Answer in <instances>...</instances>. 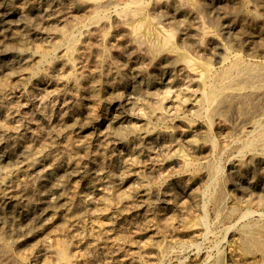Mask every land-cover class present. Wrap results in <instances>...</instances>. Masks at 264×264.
<instances>
[{
    "label": "rangeland",
    "instance_id": "374dc122",
    "mask_svg": "<svg viewBox=\"0 0 264 264\" xmlns=\"http://www.w3.org/2000/svg\"><path fill=\"white\" fill-rule=\"evenodd\" d=\"M24 6L31 9L34 29L29 47L33 51L38 48L39 53H33L34 56L29 58L27 71L0 80V88H6H3V94L0 92V117L8 118L11 127H21L27 140L17 142L15 149L0 147V161L9 163L8 159L19 157L24 165L28 164L34 156L18 155V152L33 145L34 140L38 143L42 140L38 147L46 153L37 155H43L45 162L35 169L36 175L15 178L10 185L0 189V203L6 206L0 211V239L10 246L15 258L25 264H62L65 261L61 252L65 248L68 261L73 259L72 264H203L201 261L207 254L216 255L213 259L222 256L225 264H264L261 252L253 254L247 250L238 233L240 223L237 224L240 214L246 210L254 212L256 221H261L259 215L264 214V156H250L240 163H235L233 154L223 157V182L219 188L223 195L225 193L226 200L218 204L211 199L212 194L207 193L208 173L204 169L207 157H210V140L216 138L217 146L225 147L236 124H244L247 117L256 118L264 111V103L258 101L247 106L244 117L229 113L222 124L212 125L198 118L196 108L190 105L192 95L201 88L198 72L207 66L221 67L217 44L226 46L228 57L236 54L246 62L264 65V0H202L195 3L191 0H14L11 3L0 0V11L13 7L19 10ZM127 9L136 13L130 14ZM12 23L19 25L22 22L14 18ZM150 27L173 31L176 36L169 46L157 48L154 40L150 41L147 36ZM182 27L189 29L197 43L181 34ZM41 32L47 35H40ZM241 36L250 39L251 43L240 40ZM69 49H74V54ZM7 58L9 56L0 57V60ZM189 59L198 71L191 68ZM88 86L90 90L84 94ZM119 87L124 89L118 91ZM120 94L134 97L136 103L118 109L112 99ZM77 103L82 105L81 109L72 110ZM7 104L13 106L6 108ZM255 105H259L258 108ZM87 115L100 122L108 116H120L121 137L103 142L95 128H85ZM188 126L192 131L200 127L203 132L196 135L198 138L191 137ZM149 132L154 136L161 135V140L151 145L142 144L141 139ZM163 133L172 136L173 148H169ZM196 138L198 146L192 148L196 144L191 140ZM69 145L75 150L68 160L62 151ZM185 159L192 162L186 164ZM52 161L62 165L53 167ZM104 162L110 167L100 168ZM5 167L0 169V184L19 171L14 165ZM71 168L78 170L81 177L61 185L60 191H54L53 180ZM35 176L43 177V194L47 200L55 202L64 196L69 202L61 211H53L42 218L41 224L33 226L30 235L20 225L18 229L24 233L19 238L9 231L14 225L9 206L5 204L19 187L38 185ZM4 188L8 190L5 192ZM90 199L96 205L93 211L70 221L69 213L79 206L86 207ZM203 216L214 230L207 240H202L200 233ZM53 222L55 229L48 230V225ZM214 239L220 241L217 250L212 247Z\"/></svg>",
    "mask_w": 264,
    "mask_h": 264
},
{
    "label": "bare ground",
    "instance_id": "6f19581e",
    "mask_svg": "<svg viewBox=\"0 0 264 264\" xmlns=\"http://www.w3.org/2000/svg\"><path fill=\"white\" fill-rule=\"evenodd\" d=\"M7 2H13L14 0H4ZM137 1V0H136ZM189 1V0H188ZM202 0H191V2H201ZM135 2V1H134ZM153 2V1H152ZM187 2V1H186ZM116 3V2H115ZM141 3V2H140ZM248 3V2H247ZM113 4V3H112ZM139 4V3H138ZM143 4V2H142ZM198 4V3H197ZM3 5V4H2ZM107 5V3H106ZM193 5V4H191ZM110 6V5H109ZM112 6V5H111ZM110 6V7H111ZM145 6V5H144ZM254 6V5H253ZM7 7V6H6ZM10 7V6H9ZM194 7V6H193ZM247 7V6H246ZM259 7V6H258ZM12 8V7H11ZM99 8V7H98ZM143 8V7H142ZM147 8V7H146ZM106 9V8H105ZM129 9V8H128ZM127 9V11H128ZM2 10V9H1ZM31 9L28 6L22 7V9L16 10L14 9H5L4 11H0V29H2L0 33V57L5 58L9 56L7 59H1L0 60V80L5 79V78H11L15 77V75H18L24 71H27L30 67L29 64V58L33 57V53H39V49L36 48L33 51L32 47H29V38L33 35L32 32L34 29H32V24H31ZM126 10V9H125ZM130 14H132L134 11H128ZM127 12V13H128ZM203 12V11H202ZM244 12V11H243ZM136 13V12H134ZM250 13V12H249ZM256 15L258 16L257 12H255ZM122 15V13H120ZM124 14V13H123ZM261 14V13H260ZM84 15V14H83ZM118 17H122V16ZM127 15V14H126ZM137 15V14H136ZM246 15V14H245ZM245 15L243 17H245ZM252 15V14H251ZM42 16V15H40ZM253 16V15H252ZM37 17V16H36ZM175 17V16H174ZM188 17V16H187ZM251 17V16H250ZM255 17V16H254ZM14 18H18L19 21L22 23L19 25H13L12 20ZM86 18V17H85ZM126 18V16H125ZM124 18V20H125ZM189 18V17H188ZM252 18V17H251ZM134 19V18H133ZM132 19V20H133ZM207 19V18H206ZM260 19V18H259ZM258 19V20H259ZM255 20V18H254ZM209 21V20H208ZM234 22V21H233ZM244 22V21H242ZM242 22L240 23L241 25ZM246 22V21H245ZM256 22V20H255ZM254 22V23H255ZM172 23V22H171ZM142 24V23H141ZM214 24V23H213ZM251 25V24H250ZM262 25V24H260ZM136 26V24H135ZM217 26V25H216ZM240 26V25H239ZM139 27V26H138ZM215 27V26H214ZM244 27V25H243ZM252 27V26H251ZM151 28V27H150ZM241 29H243L240 26ZM245 28V27H244ZM126 29V28H125ZM166 29V28H165ZM164 29V30H165ZM239 29V28H238ZM240 29V30H241ZM246 29V28H245ZM248 29V28H247ZM136 30V28H135ZM134 30V32H135ZM162 30V29H161ZM173 30V29H172ZM263 30V29H261ZM138 31V29H137ZM210 31V30H209ZM247 31V30H246ZM39 33V30H37ZM237 32V31H236ZM35 33V32H34ZM33 33V34H34ZM180 33V32H179ZM243 33V32H242ZM135 34V33H134ZM181 34L187 39H191L192 42L197 43L196 38H194L193 34L186 28L184 29L182 27ZM234 34V33H233ZM251 34V33H250ZM37 36L39 34L36 33ZM40 35H47L45 33H40ZM205 35V34H204ZM237 37L239 34H236ZM147 36L150 38V41L154 40V45L157 48H165L166 46H169L174 38V32L169 31V32H164L163 30L160 31L159 29L153 27L148 30ZM252 36V35H251ZM254 37V36H253ZM184 38V39H185ZM239 38V37H238ZM238 38L235 39L237 40ZM245 38V39H244ZM125 40V38H122ZM239 40V39H238ZM237 40V41H238ZM240 40L246 41V43L250 40L246 38L245 36H241ZM93 41V40H92ZM121 41V40H118ZM145 41V40H144ZM236 41V42H237ZM117 42V41H116ZM136 42V41H135ZM190 42V41H188ZM204 43V42H203ZM245 43V44H246ZM249 43H251L249 41ZM138 44V43H137ZM177 44V43H176ZM205 44V43H204ZM203 44V45H204ZM91 45V44H89ZM88 45V49L89 46ZM119 45V44H118ZM142 45V44H141ZM107 46V45H106ZM152 46V45H151ZM140 47V46H138ZM226 47V46H225ZM224 45L217 44L216 49L218 50V53L220 54L219 58L222 60L221 67L218 69H213L210 67H206L205 69H200L202 71L198 72L199 73V79L201 81V88L200 91L198 90L197 92H194V95H192V99H190L191 103L190 105L196 108L197 110V117L202 118L205 123H208V125H212L215 123L222 124L223 120L229 113H235L238 114L237 116H245L246 113L244 112V109L249 106L250 104H253L254 102H261L264 103V65H258L250 62H246L243 59L239 57V55H234L232 57L227 56V51ZM56 48V47H55ZM86 48V49H87ZM109 48V47H108ZM31 49V52H30ZM154 49V48H153ZM147 50V49H146ZM230 50V49H228ZM234 50V49H233ZM69 51L73 53L74 49H69ZM109 51V50H108ZM106 52V51H105ZM111 52V50H110ZM140 52V51H139ZM156 53V52H155ZM15 55V56H10V55ZM200 54V53H199ZM234 54V53H233ZM71 55V54H70ZM107 55V54H106ZM104 55V57L106 56ZM222 55V56H221ZM230 55V54H229ZM72 56V55H71ZM191 56V55H190ZM72 60L74 57H70ZM111 58V57H110ZM107 59V56H106ZM187 59V58H186ZM188 60V59H187ZM109 61V60H108ZM150 61V60H149ZM184 61V60H183ZM186 61V60H185ZM189 64H191V68L194 71L197 70V66L195 67L193 65V60L189 59ZM150 63V62H149ZM203 63V62H202ZM217 63V62H216ZM104 64V63H103ZM195 64V63H194ZM264 64V63H263ZM145 65V64H144ZM197 65V64H196ZM201 65V64H200ZM148 66V65H147ZM206 66V65H205ZM105 67V66H104ZM117 68V67H116ZM139 68V67H138ZM176 68V67H175ZM119 69V68H118ZM108 70V69H107ZM117 74L119 73V70L115 71ZM110 74H107L109 76ZM130 75V74H129ZM145 75V74H144ZM163 75V74H162ZM146 78V77H145ZM131 79V78H130ZM10 80V79H9ZM106 80V79H105ZM171 81V80H170ZM93 82V81H92ZM107 82V81H106ZM133 83V82H132ZM146 83V82H145ZM180 83V82H179ZM59 84V83H58ZM155 84V83H154ZM165 84L172 85L170 82H166ZM188 84V83H187ZM22 85V84H21ZM111 85V84H110ZM167 85V86H168ZM131 86V85H130ZM129 86V87H130ZM91 87V86H90ZM93 87V86H92ZM5 88V87H3ZM3 88H0V92L3 94ZM171 88V87H170ZM6 89V88H5ZM123 90L124 87H119V90ZM90 88L89 86L85 88L84 94L89 91ZM169 91V90H168ZM128 92V91H127ZM133 94V91H131ZM109 93V92H108ZM171 93V92H170ZM192 93V92H191ZM11 95V94H10ZM110 96L112 93L109 94ZM171 95V94H170ZM2 96V95H1ZM0 96V97H1ZM55 96V95H54ZM39 97V96H38ZM187 97V96H186ZM2 98V97H1ZM7 98V97H6ZM10 98V97H9ZM183 99V98H182ZM189 99V98H188ZM113 103L118 106L120 110L127 108L130 106L132 103L135 102L134 97H129V96H122L116 95L113 97ZM148 100V99H147ZM10 101V100H9ZM17 101V100H16ZM72 102V101H71ZM155 102V101H154ZM109 103V102H108ZM12 104V103H11ZM11 104L5 105L6 108H11ZM113 104V105H114ZM139 104V103H138ZM255 104V103H254ZM257 104V103H256ZM57 105V104H56ZM55 105V106H56ZM263 105V104H262ZM43 106V105H42ZM253 106V105H252ZM259 106V105H257ZM255 105V107H257ZM17 107V106H16ZM82 105L80 103L75 104L72 108V110H80ZM250 107V106H249ZM63 108V107H62ZM258 108V107H257ZM260 108V107H259ZM66 109V108H65ZM117 109V111H118ZM183 109V108H182ZM249 109V108H248ZM253 109V108H252ZM250 108V110H252ZM21 110V109H20ZM260 110V109H259ZM255 111V110H254ZM253 111V112H254ZM262 112V111H261ZM2 113V112H1ZM68 113V111H67ZM249 113V112H248ZM247 113V114H248ZM257 113V112H256ZM251 114V113H250ZM259 114V113H257ZM80 115V114H79ZM253 115V114H252ZM256 115V114H255ZM112 116V115H111ZM236 116V115H235ZM249 116V115H248ZM251 116V115H250ZM120 116L117 117H109L103 120V122H100L99 120H96L95 118H90L88 115L84 118L85 119V128H95L99 134V137H101V140L103 142L109 143L112 139H119L122 135V128H121V123L119 119ZM172 117V116H171ZM236 118V117H235ZM4 115L0 117V123H5V124H0V147H6V148H14L16 147V143L20 142L23 143L27 140V135L22 133L21 127H11L8 120ZM48 119V118H47ZM240 119V118H238ZM245 120V118H244ZM247 121V122H245ZM242 125H237L236 127L233 128V131L230 132V141L225 147H219L217 146L216 143V138L215 140L212 139L210 140L209 143V155L207 157V160L204 165V169L208 173V181L207 183V193L212 194L210 197L213 201H215V204L220 203L221 201L223 202L224 195L221 187V181L223 182V167H222V159L225 155H232L235 157V163L242 162V160L246 159L247 157L252 156V158L257 157H263L264 156V111L259 114L256 118H251L247 117ZM238 122V121H237ZM230 124V123H228ZM81 127V126H80ZM216 127V126H215ZM114 128V131L111 132V130ZM190 128L191 137H197L196 135L201 134L203 132V129L198 127L196 130L192 131V127ZM226 128V127H225ZM153 130V129H152ZM220 130V129H219ZM25 131V130H24ZM184 131V130H183ZM221 131V130H220ZM72 134V133H71ZM164 134V133H163ZM29 136V135H28ZM161 135H153L151 132H149L146 136V138H142L141 142L142 144H152L155 143V141L159 142ZM168 141L166 142L167 145L169 144V148L173 146V139H171L172 136L170 134L166 133L163 136V139ZM169 137V139H167ZM190 137V138H191ZM214 137V136H213ZM32 138V137H31ZM198 138V137H197ZM191 140L193 144L192 148H196L198 145V140ZM162 139V140H163ZM192 139V138H191ZM207 139V138H206ZM73 140V139H72ZM70 140L69 142L72 143ZM161 140V139H160ZM179 140V139H178ZM229 140V139H228ZM189 141V140H188ZM42 143V140L39 141ZM197 142V143H195ZM208 142V141H207ZM36 143V144H35ZM40 143L38 141L34 140L33 145H30L29 147H26L25 149H22V152L19 151L18 155L21 154H26L29 156H34L28 164L24 165V161L19 160L18 158L16 160L14 159H8L7 162L5 161H0V169L1 168H6L5 165L10 166L14 165L17 166L18 170L14 177H8L6 178L7 181L5 180V183L0 184V189L2 187L7 186V184L11 183L12 181L15 180V178L23 177V176H28L30 174H35V169L38 167H41L44 165V156H38L39 154H44L46 153L45 151H41ZM44 143V142H43ZM157 143V142H156ZM189 143V142H188ZM165 144V143H164ZM226 144V143H225ZM166 145V146H167ZM206 145V144H205ZM223 145V144H222ZM37 146V147H36ZM99 146V145H98ZM117 146V145H116ZM122 146V145H121ZM126 146V145H125ZM138 146V144H137ZM196 146V147H195ZM24 147V146H23ZM109 147V146H108ZM146 147V146H145ZM124 148V147H123ZM148 148V147H147ZM173 148V147H172ZM1 149V148H0ZM15 149V148H14ZM11 149V150H14ZM103 149V148H102ZM146 149V148H145ZM44 150V149H43ZM49 149H47L48 151ZM75 149L73 147H66L63 149L62 153L64 154L65 158L72 156V151ZM141 150V149H140ZM149 150V149H148ZM176 150V149H175ZM189 150V149H188ZM192 150V149H191ZM6 151V150H5ZM124 151V149H123ZM153 151V149H152ZM184 151V150H183ZM121 152V151H120ZM129 152V151H128ZM147 152V151H146ZM162 152V151H161ZM169 152V151H168ZM191 152V151H190ZM21 153V154H19ZM61 153V154H62ZM106 153V152H105ZM170 153V152H169ZM5 154V153H4ZM84 154V153H83ZM113 154V153H112ZM206 154V153H205ZM109 155V153H108ZM123 155V154H122ZM127 155V154H126ZM131 155V153H130ZM36 156V157H35ZM135 159V154L133 155ZM151 156V155H150ZM190 156V155H189ZM13 157V156H12ZM118 157V156H117ZM122 157V156H121ZM120 157V158H121ZM124 157V156H123ZM132 157V155H131ZM160 157V156H159ZM162 157V156H161ZM4 158V157H3ZM21 158V157H20ZM132 158V160H133ZM184 158V157H183ZM5 159V158H4ZM131 159V158H130ZM233 159V158H232ZM230 159V160H232ZM248 159V158H247ZM87 160V159H86ZM124 160V159H123ZM175 160V159H174ZM186 164H189V162L192 161H187ZM122 161V160H121ZM158 161V160H157ZM115 162V161H114ZM163 162V161H162ZM53 167H60L62 164L60 162H51ZM68 163V162H67ZM102 163V162H101ZM110 163V162H109ZM118 163V161H117ZM123 163V162H122ZM128 163V162H127ZM158 163V162H157ZM176 163V162H175ZM64 164V163H63ZM121 164V163H120ZM124 164V163H123ZM122 164V166H123ZM56 165V166H55ZM65 165V164H64ZM49 166V165H47ZM74 166V165H73ZM191 166V165H190ZM187 165V167H190ZM100 168H108L110 165L107 162H104L99 166ZM119 167V165H118ZM196 167V166H195ZM244 167V166H243ZM28 168V170H27ZM52 168V167H51ZM63 168V167H62ZM70 168V167H69ZM94 168V167H93ZM122 168V167H121ZM124 168V167H123ZM132 168V167H131ZM245 168V167H244ZM44 169V168H42ZM128 169V168H127ZM135 169V168H134ZM133 169V170H134ZM251 169V168H250ZM22 170V171H20ZM49 170V169H48ZM93 170V169H91ZM119 170V169H118ZM123 170V169H122ZM125 170V169H124ZM188 170V169H187ZM6 171V170H5ZM37 171V170H36ZM51 171V170H50ZM102 171V169H101ZM106 171V170H105ZM241 171V170H239ZM12 172V171H11ZM159 172V171H158ZM177 172V171H176ZM81 173V172H80ZM182 173V172H181ZM189 173V172H188ZM130 174V173H129ZM135 174V173H134ZM162 174V173H161ZM240 174V173H239ZM246 174V173H243ZM36 175V174H35ZM110 175V174H109ZM9 176V175H8ZM52 176V174H51ZM100 176V175H99ZM129 176V175H128ZM243 176V175H242ZM247 176V175H246ZM1 177V176H0ZM34 177V176H33ZM36 177V176H35ZM54 177V176H53ZM77 177H81V175L78 173V170L76 169H68L64 173L58 174L56 179L53 180L52 183V189L56 192L60 191L61 185L65 184L66 182H69ZM91 177V176H90ZM159 177V176H158ZM174 177V176H173ZM239 177V176H238ZM82 178H84L82 176ZM88 178V177H86ZM103 178V177H102ZM111 178V177H110ZM113 178V176H112ZM111 178V179H112ZM139 178V177H138ZM207 178V177H206ZM254 178V177H253ZM35 179V178H34ZM35 183L38 185H33V186H28V187H19V190L16 193H13L10 195L7 199V203L5 205L9 206L8 209L10 211V215L12 216V222H13V227L9 229V231L12 234H15L20 238V236L25 232L30 235L32 232L33 226L35 224H39L41 222V219L44 218L46 215L53 211H58L63 208V206L68 203V199L65 198L64 196H60L58 201H50L45 198L44 193V182H43V177H36ZM158 179V178H156ZM77 180V179H76ZM96 180V179H95ZM99 180V179H97ZM45 181V180H44ZM94 181V180H93ZM46 182V181H45ZM96 182V181H95ZM105 182V181H104ZM115 182V181H114ZM120 182V181H119ZM183 182V181H182ZM34 183V184H35ZM111 183V182H110ZM186 183V182H185ZM189 183V182H188ZM69 184V183H67ZM73 184V183H72ZM85 184V183H84ZM142 184V183H141ZM241 184V183H240ZM10 185V184H9ZM17 185V184H16ZM77 185V182H76ZM79 185V184H78ZM94 185V184H93ZM99 185V184H98ZM138 185V184H137ZM73 186V185H72ZM97 186V185H96ZM129 186V185H128ZM246 186V185H245ZM11 187V186H10ZM77 187V186H76ZM99 187V186H97ZM113 187V186H112ZM106 188V187H105ZM116 188V186H115ZM118 188V187H117ZM172 188V187H171ZM50 189V188H49ZM51 189V190H52ZM74 189V188H73ZM112 188L109 189V192H111ZM119 189V188H118ZM5 190V188H4ZM8 190V189H7ZM5 190V192L7 191ZM11 190V189H10ZM9 190V191H10ZM76 190V189H75ZM91 190V189H90ZM105 190V189H104ZM115 190V189H114ZM134 190V189H133ZM192 190V189H191ZM196 190V189H195ZM203 190V189H202ZM53 191V193H54ZM79 191V190H78ZM88 191V190H86ZM95 191V190H94ZM99 191V190H98ZM201 191V190H200ZM47 192V191H46ZM45 192V193H46ZM108 192V191H107ZM106 192V193H107ZM114 192V191H113ZM172 192V191H171ZM181 192V191H180ZM214 192V194H213ZM88 193V192H87ZM112 193V192H111ZM156 193V192H155ZM195 193V192H194ZM205 194V196L207 195ZM227 193V192H226ZM234 193V192H232ZM57 194V193H56ZM93 194V192H92ZM95 194V193H94ZM101 194V193H100ZM103 194V193H102ZM108 194V193H107ZM106 194V195H107ZM119 194V193H118ZM133 194V193H132ZM139 194V192H138ZM166 194V193H165ZM62 195V193H61ZM7 196V195H6ZM69 196V195H67ZM74 195H72L73 198ZM105 196V193L104 195ZM120 196V195H119ZM129 196V195H128ZM138 196V195H137ZM142 196V195H141ZM234 196V194H233ZM238 196V195H237ZM75 197V196H74ZM83 197V196H82ZM92 197V196H91ZM100 197V195H99ZM106 197V196H105ZM236 197V196H235ZM2 198V197H1ZM6 198V197H5ZM101 198V197H100ZM103 198V197H102ZM237 198V197H236ZM249 198V196H248ZM258 198V197H257ZM50 199V198H48ZM92 199V198H91ZM91 199L89 200V204L84 207V206H79L77 208H74L69 215L67 216L70 218V221H75L78 219V216H82L83 218L84 214L87 213L89 210L92 209L93 207L96 206L95 204L91 203ZM97 199V198H94ZM108 199V198H107ZM113 199V198H112ZM124 199V198H123ZM182 199V198H181ZM205 199V198H204ZM240 199V198H239ZM256 199V198H255ZM52 200V199H51ZM81 200V199H80ZM85 200V199H84ZM88 200V199H87ZM101 201L100 199H98ZM226 200V199H225ZM68 201V202H67ZM83 201V200H82ZM95 201V200H94ZM107 201V200H105ZM113 201V200H112ZM151 201V200H150ZM188 201V200H187ZM240 201V200H239ZM256 201V200H255ZM1 202V201H0ZM103 202V201H101ZM167 202V201H166ZM194 202V201H193ZM82 203V202H81ZM96 203V202H95ZM99 203V202H98ZM137 203V202H136ZM213 203V202H212ZM243 203V202H242ZM87 204V202H86ZM97 204V203H96ZM181 204V203H180ZM70 205V204H69ZM81 205V204H80ZM174 205V204H173ZM245 205V204H244ZM109 206V205H108ZM206 206V205H205ZM214 206V205H213ZM222 206V205H221ZM3 203H0V211L4 210ZM143 207V206H142ZM215 207V206H214ZM67 208V207H66ZM101 208V207H100ZM106 208V207H105ZM154 208V207H153ZM205 208V207H204ZM7 209V208H6ZM7 209V210H8ZM190 209V208H189ZM233 209V208H232ZM70 210V209H69ZM95 210V209H94ZM221 210V209H220ZM235 210V209H234ZM61 211V210H60ZM67 211V210H66ZM217 211V210H216ZM232 211V210H231ZM238 211V210H237ZM4 212V211H3ZM65 212V211H64ZM95 212V211H94ZM100 212V211H99ZM113 212V211H112ZM6 213V211H5ZM60 213V212H59ZM89 213V212H88ZM98 213V212H97ZM186 213V211H185ZM231 213V212H230ZM233 213V212H232ZM20 214L19 216H17ZM181 214V213H180ZM228 214V213H227ZM260 214V213H259ZM57 215V214H56ZM64 215V214H62ZM66 215V214H65ZM91 215V214H90ZM256 215V214H255ZM2 216V215H1ZM88 216V215H87ZM170 216V215H169ZM186 216V214H185ZM190 216V215H189ZM206 216V215H204ZM203 216V217H204ZM229 216V215H228ZM20 217V218H19ZM95 217V216H94ZM173 217V216H172ZM227 217V216H226ZM55 218V215H54ZM63 217L61 216V219ZM66 218V217H65ZM64 218V219H65ZM67 218V219H68ZM153 218V217H152ZM167 218V217H166ZM180 218V217H179ZM187 218V217H186ZM223 219V216L219 217ZM254 218V212L251 210H246V212L240 214L239 216V221L237 224L240 223L239 225V235L241 236V240L243 241L244 245L246 246L247 250L250 252H261L264 255V214L259 215V219L261 221H256ZM50 219V218H49ZM80 219V218H79ZM169 219V218H168ZM202 219V220H201ZM200 220L202 221L201 225L203 226L201 233L202 240H207L209 237L213 236L214 230L211 229V225L204 217L201 218ZM225 219V217H224ZM63 220V219H62ZM82 220V219H81ZM88 220V219H87ZM92 220V219H91ZM164 220V219H163ZM162 220V222H163ZM183 220V218H182ZM47 221V220H46ZM68 221V220H67ZM79 221V220H78ZM86 221V220H85ZM96 221V220H95ZM94 221V222H95ZM122 221V220H121ZM139 221V220H138ZM141 221V220H140ZM153 221V220H152ZM156 221V220H155ZM169 221V220H168ZM171 221V220H170ZM189 221V220H188ZM199 221V222H201ZM220 221V220H219ZM50 222H52L50 220ZM89 222V221H88ZM223 222V221H222ZM236 222V221H235ZM3 223V222H2ZM47 223V222H45ZM43 223V225L45 224ZM74 223V222H73ZM91 223V222H90ZM143 223V222H142ZM216 223V222H215ZM221 223V222H220ZM242 223V224H241ZM4 224V223H3ZM41 224V223H40ZM57 224V223H56ZM100 224V222H99ZM236 224V225H237ZM5 225V224H4ZM20 225L24 226L25 231L21 232L18 227H21ZM50 225V226H49ZM48 225V230L55 229V223L53 222L52 224ZM87 225V224H86ZM131 225V224H130ZM191 225V224H190ZM222 225V224H221ZM235 225V226H236ZM1 226V225H0ZM46 226V225H45ZM44 226V227H45ZM84 226V225H83ZM142 226V225H141ZM156 226V225H155ZM166 226V225H164ZM200 226V227H202ZM219 226V225H218ZM229 226V225H228ZM231 226V224H230ZM233 226V225H232ZM216 227V226H215ZM215 227H212L215 229ZM226 227V226H225ZM224 227V228H225ZM234 227V226H233ZM97 229V228H96ZM155 229V228H154ZM160 229V228H159ZM164 229V228H163ZM234 229V228H233ZM238 229V228H237ZM2 230V229H0ZM95 230V229H94ZM8 231V232H9ZM35 231V230H34ZM46 231V229H45ZM164 231V230H163ZM42 232V231H41ZM69 232V231H68ZM77 232V231H76ZM216 232V231H215ZM218 232V231H217ZM229 232V231H228ZM225 232V233H228ZM170 233V232H169ZM10 234V233H9ZM38 234V232H37ZM43 234V233H42ZM54 234V233H53ZM99 234V233H98ZM196 234V233H195ZM222 235V233H221ZM227 235V234H226ZM27 236V234H26ZM44 236V235H43ZM215 236V235H214ZM225 236V235H224ZM238 236V235H237ZM34 236H30V238H33ZM38 237V236H37ZM41 237V236H40ZM59 237V236H58ZM16 238V237H15ZM18 238V239H19ZM28 238V237H27ZM53 238V237H52ZM215 238V237H214ZM38 239V238H37ZM147 239V238H146ZM27 240V239H26ZM29 240V239H28ZM55 240V239H54ZM155 240V239H154ZM215 240V239H214ZM51 241V240H50ZM160 241V240H158ZM142 242V241H141ZM149 242V241H148ZM184 242V241H183ZM203 242V241H202ZM45 243V242H44ZM154 243V241H153ZM164 243V242H163ZM242 243V242H241ZM26 244V243H25ZM143 244V243H142ZM186 244V243H185ZM202 244V243H200ZM211 244V243H210ZM229 244V243H228ZM181 245V244H180ZM197 246V244H194ZM43 246V245H42ZM199 246V245H198ZM202 246V245H201ZM220 246V241L215 240L213 241L212 247H214V250H217ZM45 247V246H44ZM212 247H209L212 248ZM38 248V247H37ZM145 248V247H144ZM217 248V249H215ZM155 249V248H154ZM198 249V247L196 248ZM213 249V248H212ZM42 250V249H41ZM142 250V249H141ZM22 251V250H21ZM196 251V250H195ZM24 252V251H23ZM104 252V251H103ZM147 252V251H146ZM213 252V251H212ZM220 252V251H219ZM92 253V252H91ZM122 253V252H121ZM172 253V252H171ZM209 253V252H208ZM222 253V252H221ZM260 253V254H261ZM21 254V253H20ZM182 254V253H181ZM202 254V253H201ZM206 254V253H205ZM216 254V253H215ZM247 254H249L247 252ZM147 255V254H146ZM153 255V254H152ZM220 255V254H219ZM222 255V254H221ZM117 256V255H116ZM216 256V255H215ZM211 254H207L204 256V259L201 261L203 264L208 263V264H225L224 259L222 256H218L217 258L213 259ZM57 257V256H56ZM61 257L65 261L62 264H72L74 262H71L73 259L68 261V254L66 249L64 248L61 252ZM147 257V256H146ZM180 257V256H179ZM263 257V256H261ZM103 258V257H102ZM134 258V257H133ZM156 258V257H155ZM225 258V257H224ZM46 259V257H45ZM180 259V258H179ZM264 259V258H263ZM25 261V260H24ZM179 261V260H178ZM243 261V260H242ZM78 262V261H77ZM99 263V262H98ZM127 263V262H126ZM0 264H25L24 262L18 261L15 256L12 254L10 251V246L3 242L0 239ZM41 264V263H40ZM61 264V263H60ZM102 264V263H101ZM147 264V263H146ZM201 264V263H200Z\"/></svg>",
    "mask_w": 264,
    "mask_h": 264
}]
</instances>
